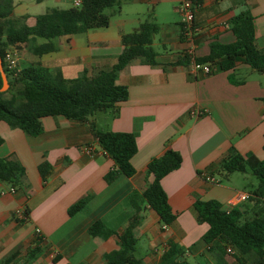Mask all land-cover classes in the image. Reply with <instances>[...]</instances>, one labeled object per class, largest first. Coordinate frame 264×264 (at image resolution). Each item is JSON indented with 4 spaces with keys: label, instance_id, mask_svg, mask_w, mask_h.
Masks as SVG:
<instances>
[{
    "label": "crops",
    "instance_id": "obj_1",
    "mask_svg": "<svg viewBox=\"0 0 264 264\" xmlns=\"http://www.w3.org/2000/svg\"><path fill=\"white\" fill-rule=\"evenodd\" d=\"M67 1L71 6L72 0ZM179 1L120 0L110 9L108 25L54 37L56 48L39 59L26 44L14 45L16 51L21 46L19 57H27V63L39 60L45 66L59 67L65 77H74L84 67L97 70L114 64L123 47L122 33L137 30L147 15L158 24L152 41L156 62L134 58L119 70L116 81L127 86L128 96L116 107L101 111L99 117L94 113L86 121L44 116L43 130L38 135H29L0 120V156L15 155L26 170L21 186L14 191L0 181V256L13 251L22 256L38 228L43 237L42 251L28 264H37L38 259L45 260V264H100L105 252L118 247V238L116 234L93 236L88 225L100 218L120 232L134 212L130 192L142 191L151 180L146 175L147 162L171 147L180 152L182 162L164 175L161 183L176 218L163 225L157 213L145 204L134 223L136 247L141 243L143 264H157L171 238L184 247L190 246L186 257L194 264H202L201 260L214 262L208 258L202 240L207 225L196 220L193 202L196 198H215L225 206L252 207L249 196L241 197L242 192H250L241 189V176L236 171L224 176L218 164L231 147L242 154L252 152L263 157L264 74L242 60L233 69L214 68L209 74H191L190 62H181L188 43L180 32ZM44 2L13 0L12 12L28 15L25 21L32 23L34 13L29 12L28 5ZM244 8L254 16L255 43L264 50V0H202L194 13L196 55L206 54L213 40L232 41L230 18ZM195 106L207 107L208 111L192 116L190 110ZM90 121L100 129L135 135L137 151L131 158L134 174H119L110 183L104 180L113 159L98 144ZM42 161L51 165L45 177L38 169ZM87 194L91 198L85 207L69 215L68 206ZM55 256L59 257L57 261H53Z\"/></svg>",
    "mask_w": 264,
    "mask_h": 264
},
{
    "label": "trees",
    "instance_id": "obj_2",
    "mask_svg": "<svg viewBox=\"0 0 264 264\" xmlns=\"http://www.w3.org/2000/svg\"><path fill=\"white\" fill-rule=\"evenodd\" d=\"M12 1L0 0V56L9 84L7 89L0 91V120L10 127L19 128L29 135H38L43 130L42 118L47 115H62L86 121L96 111L114 108L127 98V86L117 83L116 78L119 70L128 62L134 58H142L147 63L156 62L152 41L158 31V24L152 15H147L137 30L122 33V50L109 68L94 70L84 67L74 77H65L59 67L45 66L39 60L24 62L18 70L10 68L5 53L12 46L24 43L31 54L39 58L43 53L56 48L52 41L54 37L108 25L110 10L106 12L105 9H111L120 3V0H81L79 5L50 7L42 13L34 14L32 23H27L25 20L28 15L13 14ZM192 2L195 13L202 0ZM193 23L196 26L194 18ZM229 23L234 39L229 42L213 40L209 43L208 52L204 55L195 54L194 59L209 62L219 70L233 69L242 60L252 70L264 74V50L255 43L253 14L244 8L235 13ZM180 32L183 36V22ZM190 60L191 55L185 51L181 62L189 63ZM233 76L234 74H229L230 79ZM234 81L241 82L242 79ZM1 83L0 75V85ZM89 126L102 150L113 159L112 167L103 176L104 180L110 183L119 174H134L135 167L131 158L137 151L135 135L129 131L100 129L91 121ZM2 141L3 137L0 136V143ZM262 149L264 152V142ZM181 162L180 152L171 147H166L149 159L146 175H150L151 180L142 191L130 192L129 200L134 212L120 232L100 218L88 225V232L93 236L108 237L116 234L118 238V247L105 252L100 264H143L142 258L134 254L137 244L134 223L141 217L145 204L157 213L163 225H169L175 220L177 214L168 202L161 179L178 168ZM38 169L45 177L51 165L42 161ZM218 170L224 176L234 171H250L258 182L249 192L253 201L250 209L225 206L215 198L194 200L196 220L207 225L202 240L206 243L207 250L215 253L212 264H264V154L258 158L252 152L242 154L231 147L220 160ZM25 174V166L15 155L0 156V181L17 189ZM90 198L91 195L87 194L70 204L68 214L73 215L84 208ZM27 213L28 210L25 209L24 215ZM42 240L40 232L35 231L34 241L25 248L22 256L13 251L0 256V264H28L42 251ZM227 247L231 249L233 263L225 256ZM189 249L190 246L184 247L170 238L166 241L157 264H194L186 257ZM58 258L55 256L53 261Z\"/></svg>",
    "mask_w": 264,
    "mask_h": 264
},
{
    "label": "built area",
    "instance_id": "obj_3",
    "mask_svg": "<svg viewBox=\"0 0 264 264\" xmlns=\"http://www.w3.org/2000/svg\"><path fill=\"white\" fill-rule=\"evenodd\" d=\"M81 3V0H72V5H79ZM178 11L182 17V22L184 24V34L183 37L188 43V47L186 49V52L191 55V60H190V73L193 75H197V73H202V74H209L213 72L214 66H212L209 62H200L194 59L195 53V47H196V41H195V31H196V26H194L193 23V18H194V9H193V2L192 0H180L178 3ZM15 46H12L11 48L6 50V60L8 62V66L10 68H15L18 70L17 66V60L15 57V51H13ZM208 111L207 107H198L195 106L190 110V114L192 116H199L205 112ZM88 151H90L89 147H86ZM206 178L209 180H213L214 178L211 176L206 175ZM11 191H14V187H10ZM249 196V193L247 192H242L241 197L246 198ZM35 231H39L38 228H35ZM228 251H231L229 247H227Z\"/></svg>",
    "mask_w": 264,
    "mask_h": 264
},
{
    "label": "rangeland",
    "instance_id": "obj_4",
    "mask_svg": "<svg viewBox=\"0 0 264 264\" xmlns=\"http://www.w3.org/2000/svg\"><path fill=\"white\" fill-rule=\"evenodd\" d=\"M69 4H70V2L67 1V0L64 1V2H59V3H57L55 0H45V2L44 3H41V4H34L33 6L32 5H28V8H29V12H32L34 14L35 13L37 14L38 12H41V11H43V10H45L47 8L53 7V6H55V7H68ZM109 10H110V8H106L105 9L106 12H108ZM27 23H31V21L29 20V21H27ZM20 48H21V46L17 49L18 51L15 50V47L13 48L14 49L13 51H15V54L14 55L16 57L17 66L18 67H20V65L22 63H24V62L27 63V61H26L27 57H22V58L19 57L20 56V50H21ZM23 49L25 51L27 50L26 47L23 48ZM35 58L36 59H39L36 56H35ZM101 114H102V112H101V110H99V111H96L94 115H95V117H99ZM235 174L241 176V178L239 179V183L241 185V189H243V190H251L252 189V186H253L252 183L255 184L257 182V180H258L257 177L253 173H251L250 171H247L244 174L242 172L236 171ZM217 177L220 178V179L222 178V180H226L225 177H220V176H217ZM140 245H141V243L137 245L136 250L134 252V254L136 256H138V257L142 256L143 255V252H144L141 249ZM22 252H24V251H22ZM207 252H208L207 253L208 258L210 260L215 259L214 256H213V254L210 251H207ZM225 256L230 260V262L233 263V258L231 256V251L226 250V248H225ZM37 261H36L37 264H45L46 263L45 260L38 259ZM201 263L202 264H207V262H205V260H201ZM49 264H51V263H49ZM209 264H212V263H209Z\"/></svg>",
    "mask_w": 264,
    "mask_h": 264
},
{
    "label": "water",
    "instance_id": "obj_5",
    "mask_svg": "<svg viewBox=\"0 0 264 264\" xmlns=\"http://www.w3.org/2000/svg\"><path fill=\"white\" fill-rule=\"evenodd\" d=\"M0 75H1V80H2V83L0 85V91H4L5 89H7L9 84H8L6 73L2 65L1 56H0Z\"/></svg>",
    "mask_w": 264,
    "mask_h": 264
}]
</instances>
